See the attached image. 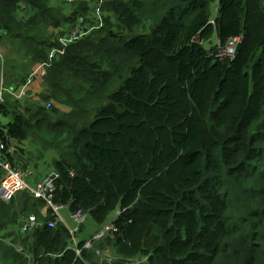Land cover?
<instances>
[{
    "label": "trees",
    "instance_id": "1",
    "mask_svg": "<svg viewBox=\"0 0 264 264\" xmlns=\"http://www.w3.org/2000/svg\"><path fill=\"white\" fill-rule=\"evenodd\" d=\"M47 1L0 0L4 34L39 63L56 45L51 31L70 27L91 4H71L65 13ZM104 10L128 36H95L111 24L108 14L102 28L47 67L56 81L48 83L64 85L71 109L64 112L82 121L94 116L69 134L54 162L53 202L99 224L119 214L100 238L101 231L78 241L81 226L74 233L61 221L48 226L56 216L52 208L43 216L44 200L36 199L38 207L16 200L19 193L0 199V231L30 215L27 209L38 207L41 222L28 232L20 227L18 244L0 234V264H136L139 257L143 264H264V0H106ZM142 25L148 31L135 33ZM235 37L238 54H220ZM105 56L112 71L103 68ZM69 73L108 94L94 113L96 90L69 84ZM28 76L13 81L20 87ZM8 96L0 114L13 119L0 122L1 156L15 165L12 141L42 128L49 108L20 110L21 101L7 104Z\"/></svg>",
    "mask_w": 264,
    "mask_h": 264
},
{
    "label": "rangeland",
    "instance_id": "2",
    "mask_svg": "<svg viewBox=\"0 0 264 264\" xmlns=\"http://www.w3.org/2000/svg\"><path fill=\"white\" fill-rule=\"evenodd\" d=\"M47 2L51 6L55 5L61 8L65 13H69L70 11H72L71 9H73L72 5H70L69 3H64L62 0H48ZM217 5H218L217 1L212 2L210 5V10H211V14L213 18L215 17V14H216ZM104 14L106 16H108L109 14V17H111V24L108 25L107 27H104L105 28L104 30L96 32L97 35L95 36L104 37L107 31L109 30H111L113 33H119V35L123 36V38H125V36H128V31H125L124 27L118 25V23L116 22L115 15L112 11H109V12L104 11ZM92 21L95 22V20H92ZM67 23L68 22L65 21V24ZM58 31H51V33L54 32L55 35L58 37V38L56 37V39L54 40V43L56 45H58L59 43L63 41L62 39H60L61 37H66L67 35L64 27L62 28L60 32ZM134 31L135 33H144L148 31V28L147 26L142 25V26L137 27ZM85 37L81 39L88 38V37L86 38ZM109 38H111V36H109ZM113 39L115 40V38ZM215 43H217L216 37H214L209 42H205V45L208 47L210 44H215ZM70 44L71 43H68V45ZM117 47L118 46H116V48ZM0 54H2V58H3V60L2 58H0V82H1L2 71H3L4 85L6 88H13L12 84L14 85V81H16V79H18L19 77L23 75V71L21 70V68H19L20 65L26 64L28 68V72H30V70L34 67V64L39 63V59H36L30 51L28 52L27 51L25 52L24 50L20 51V46L17 45L16 42L12 41V39H10V37L5 34H3L0 39ZM107 60L108 59L105 56V59L103 61V68L110 69L112 71L113 68L109 65ZM134 61L135 59L133 58L131 62H134ZM9 73L12 74L14 78H16L14 81ZM8 80L10 81V83H12L11 85L8 84ZM51 81H53L54 84L56 82L52 78L51 72H49L48 68L46 67L44 68V77H43V81L41 82L42 90L37 94L36 102L34 104H28V102H33V101H27L24 103V107L27 105H30V106L33 105L30 109L33 108L35 111L41 108H46L45 104H47L48 101L53 102L52 107L49 108L45 113L47 115H46V119L44 120L45 123L43 124L42 128L31 127L29 130L30 131L29 138L27 140L23 141L22 143H19L17 141H12V144L10 147L11 149L15 148L14 156H13L15 165L18 166V168L22 170L23 163H24L28 171L32 172V174L26 178L30 186H35L37 181L41 179L42 175L44 173H47V170H50V169L51 171L54 170L53 165H54V162L60 158L59 154H60L61 148H63V146L69 143V140H70L69 134H71L75 130H78L80 127L84 126L85 124H87L94 118L93 114H90L84 121H82V117L80 118L76 117L77 114L75 116L72 113L64 112L66 110L70 112L71 109H69V106H68L70 104L69 99L67 98L65 100H62L63 96L65 95V92L62 88L63 83L55 85L56 87L55 86L52 87V85L50 84ZM68 83L72 85L75 83L77 85L76 88L80 86V89L83 92H85L86 90H89V92L90 91L93 92V90H96V89H93L92 87V83H93L92 78L85 79V78L77 77L69 73ZM96 93L97 95H95L94 97H99L101 101L100 103L96 101L92 102L91 105L95 106L92 113H94L96 108L99 107L102 103L106 102V98L108 96V94L106 93L101 94L97 90H96ZM7 94L8 92H5L4 97ZM75 95H77V91L75 92ZM9 98H10L8 99L9 102H6V103L15 104V97L13 95H10ZM63 104H66V105H63ZM52 108H55L56 111L54 112ZM45 114H41L39 118L41 119V117L44 116ZM12 119H13L12 114H9V115L0 114V122L2 124H6L9 121H12ZM59 119H62V121L60 122L59 125L55 126L57 120ZM69 120H72L70 121L72 125L68 128H67V125H65L64 127V124L66 122H69ZM47 129H52L54 131H50ZM36 131L38 135L36 134ZM41 154H42V157L40 159L36 157L37 155L39 157ZM0 157H1V149H0ZM34 157L36 158L35 160H34ZM28 159H30L31 161L28 162L29 161ZM33 160L37 164L36 166H34V163L32 162ZM24 197L27 198L26 201H28L29 203H35L36 205H38V207L42 205V203L36 200L37 198L34 197L31 191L28 189L25 191L19 192V194L15 196V199L16 200L19 199L20 202H22V200H25ZM38 207L37 209H35L36 211H31L30 209H27L28 211H26L25 214L29 213L30 215L32 214L38 215L39 214ZM17 210L22 211L23 208L17 205ZM118 214H119L118 210L113 211L109 215L106 224H110L112 220L115 219V217ZM59 215L62 219V223L65 224L67 228H69L70 230L78 226V223L73 218L72 213L68 206H62L59 209ZM25 216L26 215L22 216L21 220H19L17 225H11L7 227L6 229L1 230L0 234H3L4 232H8L9 233L8 238L15 240V244H18L17 235L20 233V227L22 228L23 223L28 218V216L27 217ZM106 224L97 223L90 214L86 213V219L81 224V230L77 233V240L78 241L91 240L97 232H100L104 228ZM9 239L6 240L7 243H10ZM27 243L31 244V241L28 240ZM28 244H25V245L28 246ZM72 244L74 245V243ZM5 246H7L6 248H9L8 245H5ZM142 260L144 259L142 257H139L134 262H136V264H143ZM26 264H30V263L27 261ZM127 264H132V262L131 263L127 262Z\"/></svg>",
    "mask_w": 264,
    "mask_h": 264
},
{
    "label": "built area",
    "instance_id": "3",
    "mask_svg": "<svg viewBox=\"0 0 264 264\" xmlns=\"http://www.w3.org/2000/svg\"><path fill=\"white\" fill-rule=\"evenodd\" d=\"M64 3L77 4L78 2H88V14L81 15L78 19L71 24L70 27H64L66 31V37H61L63 41L56 45L49 53V61L39 63L37 67L29 74L26 82L17 88H6L4 85L3 74L0 82V104L5 102L4 93L8 92L9 94L17 97L18 99L23 98L28 91L29 86H31L36 79L44 77V68L50 66V62L54 57L64 54V50L69 46L68 43L75 42L81 38L91 34L93 31L102 28L105 24V14H104V4L106 0H62ZM92 20H95L93 22ZM4 34V29L0 26V37ZM1 39V38H0ZM241 41L240 37L232 38L229 43L220 49V54L222 55H235L237 45ZM53 102L48 101L45 104L46 108H51ZM4 148V145L0 143V149ZM11 152V149H10ZM0 173L2 175L0 180V199L2 201H10L17 193L20 191L30 190L34 197L45 201V205L42 208V214L44 217H47L49 209L52 208L53 215L56 217L48 221L49 227H55L59 221L62 222V219L59 215V209L62 206L56 205L53 202L54 190L56 181L59 178V173L57 171H52L46 175L41 180L37 181L35 186H30L27 181V177L32 174L31 171L19 169L18 166L13 165L7 159L0 157ZM73 218L78 223V226L73 228L71 231L74 233L79 230L81 224L86 219V213L82 210H78L74 213ZM37 216L32 214L28 216L22 226L23 232H28L33 229L35 226L40 225ZM110 226H107L105 229L108 230ZM105 231H101L95 236V238H100L103 236ZM89 243L86 247H89ZM19 251H23L21 246L18 247Z\"/></svg>",
    "mask_w": 264,
    "mask_h": 264
},
{
    "label": "crops",
    "instance_id": "4",
    "mask_svg": "<svg viewBox=\"0 0 264 264\" xmlns=\"http://www.w3.org/2000/svg\"><path fill=\"white\" fill-rule=\"evenodd\" d=\"M0 58H2V54H0ZM3 60V58H2ZM39 64V63H38ZM38 64H34V67L30 70V72L38 66ZM21 70L23 71V75L21 77H19L18 79L14 78L12 74H10V76L12 77L13 80L16 79L17 80H20V79H23L24 77L28 76L30 74V72H28V68H27V65L26 64H22L20 65ZM2 74H3V78H4V73L2 71ZM43 81V78H38L35 80V82L29 86L28 88V91H27V94L21 98V99H17V97L15 98V100L17 101H21V104H23V107L20 108V110H22L24 108V110H26V106L24 107V103L27 102V101H33V102H28V104H34L36 102V99H37V94L42 90V82ZM12 87L13 88H17V84L14 83V85L12 84ZM9 94V93H8ZM11 95V94H10ZM10 96L7 97V99H10L9 98ZM15 97V96H14ZM12 114V113H11ZM13 115V114H12ZM14 151H15V148H12L11 149V152L12 154L14 155ZM50 170H47V173L50 172ZM47 173H44L41 177V179L47 174ZM40 179V180H41Z\"/></svg>",
    "mask_w": 264,
    "mask_h": 264
},
{
    "label": "water",
    "instance_id": "5",
    "mask_svg": "<svg viewBox=\"0 0 264 264\" xmlns=\"http://www.w3.org/2000/svg\"><path fill=\"white\" fill-rule=\"evenodd\" d=\"M240 49H241V42L237 45L235 55L238 54V52L240 51Z\"/></svg>",
    "mask_w": 264,
    "mask_h": 264
}]
</instances>
